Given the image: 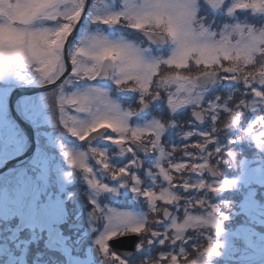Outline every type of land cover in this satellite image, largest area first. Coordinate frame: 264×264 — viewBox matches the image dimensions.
Masks as SVG:
<instances>
[{"label":"snow or ice","instance_id":"1","mask_svg":"<svg viewBox=\"0 0 264 264\" xmlns=\"http://www.w3.org/2000/svg\"><path fill=\"white\" fill-rule=\"evenodd\" d=\"M118 3L0 0V264H264V0Z\"/></svg>","mask_w":264,"mask_h":264},{"label":"rangeland","instance_id":"2","mask_svg":"<svg viewBox=\"0 0 264 264\" xmlns=\"http://www.w3.org/2000/svg\"><path fill=\"white\" fill-rule=\"evenodd\" d=\"M99 0H96V2H95V0L93 1V3H97ZM105 1H107V0H101V6H97L96 8L99 10V12L100 13H103V12H105V11H109V10H112V11H118L119 9V7H118V4H116V6H115V8L112 6V5H109V6H107L106 7V3H105ZM90 3H91V1H90ZM118 7V8H117ZM116 9H118V10H116ZM90 11H93V9H92V7H90V8H88L87 9V12L85 13V16H84V19H83V21H81V23H80V26L82 25V23L84 22V25H86L87 24V17H88V15H89V12ZM244 19V18H243ZM250 20V22H253L254 23V21H251V19H249ZM44 26H49V27H55L56 26V22H51V21H43V22H41ZM260 24V23H259ZM258 23H257V25H259ZM96 27V25H94V28ZM101 28L103 27V26H100ZM80 34H81V31L78 33V35L76 36V37H73V38H78L79 36H80ZM72 38V39H73ZM19 83H21L20 81H18L14 76L13 77H11V78H4V79H0V93H3V94H5L6 95V98H7V100H8V98H9V93H10V91H11V89H13V87L15 86V85H18ZM31 84H33V86H39L40 84H38V83H31ZM73 91H75L76 89L75 88H73L72 89ZM82 90V89H81ZM45 95V93L44 92H41V93H36L35 95H33V98H34V102L37 104V105H41L42 103H43V101L41 100V97L42 96H44ZM47 95H48V98L49 99H51V103H53V105H54V103H55V100H54V98H55V95H56V93H52V92H48L47 93ZM53 97V98H52ZM13 106H14V104H13ZM251 138L252 139H255V135H252L251 136ZM241 217V216H240ZM240 217H237V218H234V220L231 222V224L234 226L233 228L231 227V226H228L229 227V229L230 230H232V231H235L237 228H239L240 227V225L242 224V223H240V224H236L235 223V221L238 219V218H240ZM243 217V216H242ZM257 260H258V257H257ZM220 264H234V262L233 261H220Z\"/></svg>","mask_w":264,"mask_h":264},{"label":"flooded vegetation","instance_id":"3","mask_svg":"<svg viewBox=\"0 0 264 264\" xmlns=\"http://www.w3.org/2000/svg\"><path fill=\"white\" fill-rule=\"evenodd\" d=\"M90 1H91V3H90ZM93 1H94V0H89L88 5H87V9L91 7V5L93 4ZM95 2H96V0H95ZM105 3H106V7L109 6V5H112V6L115 8L116 4H118V7H119L118 0H107V1H105ZM97 6H101V0H99V1L96 3V7H97ZM118 7H117V8H118ZM87 9H86L85 13L87 12ZM118 9H119V8H118ZM118 9H116V10H118ZM84 16H85V14H84ZM84 16H83V18L81 19V21H83ZM84 26H85V25H81V26L79 25V26L77 27L76 34H74L73 37H76V36L78 35V33L81 31V29L84 28ZM92 27L94 28V25H92ZM102 28H103L105 31H107L106 26H103ZM123 34H124V33H122V32L117 33V35H123ZM30 87H34L33 84H31V83H19L18 85H15V86L13 87V89H15V88H30ZM13 89H11V91H12ZM11 91H10V93H11ZM43 92L45 93L46 90L43 91ZM10 93H9V94H10ZM39 93H41V92H39ZM35 94H36V93H33V94H25V93L18 94V95H16L13 104L15 105L16 101H17L20 97L31 98V99H33V101H34L33 95H35ZM49 100H50V103H51V99H49ZM123 102H124V101H122V103H123ZM48 131H51V129H48ZM252 135H255V133L250 134V135H249V134H245V135H242L241 137H238V138L244 140L246 144H253V145H254V144H255V139H252V138H251ZM74 139H75V138H73V140H74ZM112 206H113V207H117V208L120 209V210H133V211H140V210H141L140 207H139V205H133L131 202H126V201H121V202H119V203L113 204ZM135 239H136V238H134V240H135ZM127 240L131 242V238H129V239H127Z\"/></svg>","mask_w":264,"mask_h":264},{"label":"water","instance_id":"4","mask_svg":"<svg viewBox=\"0 0 264 264\" xmlns=\"http://www.w3.org/2000/svg\"><path fill=\"white\" fill-rule=\"evenodd\" d=\"M88 2H89V0H87V4L85 6L84 12L81 15V19L83 18L84 14H85ZM78 25L79 24L76 25V28L73 31V35L75 34ZM73 35H72V37H73ZM72 37H69L70 41H71ZM46 89H47V86H44V85L37 86V87H30V88H15L9 95L8 103L13 106L14 99H15L16 95H18V94H22V93L33 94V93L44 91ZM25 127H27V126L25 125ZM229 226H231L232 228L234 227L231 223L229 224ZM134 238L135 237L131 238V242L128 241V240H125L124 242H115L114 243V248L117 249V250L130 249L132 247V242L134 241Z\"/></svg>","mask_w":264,"mask_h":264},{"label":"trees","instance_id":"5","mask_svg":"<svg viewBox=\"0 0 264 264\" xmlns=\"http://www.w3.org/2000/svg\"><path fill=\"white\" fill-rule=\"evenodd\" d=\"M243 15V17H241L242 19L244 18H247V19H251V21H254V23H260V21H259V19H258V16H259V14H257V18L256 19H253V17H252V15L250 14V13H244V14H242ZM82 25H84V22L82 23ZM55 88V87H54ZM48 93V92H47ZM53 93V92H52ZM55 93V92H54ZM53 98V97H52ZM245 220H247V218L246 217H240V218H238L236 221H235V223L238 225V224H240V223H244L245 222ZM247 223V222H246Z\"/></svg>","mask_w":264,"mask_h":264}]
</instances>
